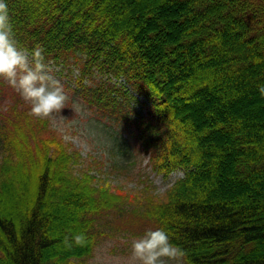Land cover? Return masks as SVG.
Returning <instances> with one entry per match:
<instances>
[{
  "label": "trees",
  "instance_id": "1",
  "mask_svg": "<svg viewBox=\"0 0 264 264\" xmlns=\"http://www.w3.org/2000/svg\"><path fill=\"white\" fill-rule=\"evenodd\" d=\"M5 3L18 47L76 71L153 171L182 176L163 195L110 190L0 78V264H88L101 239L157 228L183 264H264V0Z\"/></svg>",
  "mask_w": 264,
  "mask_h": 264
},
{
  "label": "rangeland",
  "instance_id": "2",
  "mask_svg": "<svg viewBox=\"0 0 264 264\" xmlns=\"http://www.w3.org/2000/svg\"><path fill=\"white\" fill-rule=\"evenodd\" d=\"M49 68V74L62 84L70 98L68 106L61 112L64 116L62 124L59 129L54 130L64 142L70 143L72 148L80 153L82 160L78 170L90 168L99 184L109 186L108 188L115 192L130 193L131 196L140 193L146 183H151L154 187V194L163 195L165 190L182 176L179 171L167 177L153 171L148 156L142 152L135 134L125 128L123 121L107 112H97L94 107L89 106L84 96L78 93L80 90L74 81L76 71L71 73L70 77L65 75L66 72L61 73L58 67ZM84 83L91 84L90 81ZM131 96L138 101L143 100L136 94ZM73 103L79 106L77 112L71 109ZM134 105L133 101L131 106ZM135 109H140L141 113L145 112L140 105ZM135 238L138 237L116 235L101 239L87 263L90 264L100 255L103 264H114L115 258H125L129 255L131 240Z\"/></svg>",
  "mask_w": 264,
  "mask_h": 264
},
{
  "label": "clouds",
  "instance_id": "3",
  "mask_svg": "<svg viewBox=\"0 0 264 264\" xmlns=\"http://www.w3.org/2000/svg\"><path fill=\"white\" fill-rule=\"evenodd\" d=\"M44 49L37 45L31 52L18 47L13 37L8 6L0 0V78L14 89L23 101L29 105V115L38 119H47L53 129H59L64 116L63 109L68 106L69 96L62 84L49 73L51 69L44 62ZM264 96V85L258 86ZM72 111L79 106L73 103ZM65 244L83 247L87 238L83 233L75 234ZM185 252L170 242L168 233L162 229H149L142 236L132 239L129 255L115 258L114 264H183ZM90 264H103L97 255Z\"/></svg>",
  "mask_w": 264,
  "mask_h": 264
}]
</instances>
